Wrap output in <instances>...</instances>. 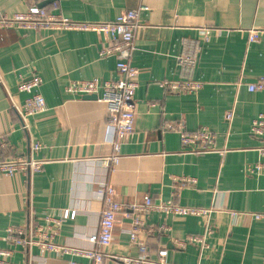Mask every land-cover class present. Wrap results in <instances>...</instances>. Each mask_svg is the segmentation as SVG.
I'll list each match as a JSON object with an SVG mask.
<instances>
[{
  "label": "crops",
  "instance_id": "crops-1",
  "mask_svg": "<svg viewBox=\"0 0 264 264\" xmlns=\"http://www.w3.org/2000/svg\"><path fill=\"white\" fill-rule=\"evenodd\" d=\"M139 3L146 9L139 13L132 57L139 69L135 129L121 145L113 170L103 161L112 153L113 138L106 104L64 92L71 80L118 77L117 57L100 55L109 45L105 36L0 29V139L6 143L0 161L25 157L42 162L37 171L0 175V248L12 249L17 264H89L71 251H48L36 243L21 247L4 238L10 226L32 236L41 227L55 245L90 249L103 187L110 183L124 208L116 217L111 253L138 254L129 239L128 206L150 197L154 203L210 209L212 225L200 249L178 242L203 233L202 216L148 213L142 235L151 257L166 249L174 264H264V217L254 216L264 208V133H251L253 119L264 114V91L246 88L264 76V0L35 1L37 7L85 22L113 21ZM29 6L24 0H0V13ZM251 30L257 31L254 40ZM185 55L193 59L188 69L178 61ZM36 74L46 109L27 118L25 128L19 110L26 94L17 85ZM185 79L197 88L162 85ZM179 122L186 133L202 128L212 133V148L184 146L180 133L169 126ZM34 142L41 145L37 150ZM65 209L74 210V217L48 228L47 217L59 218Z\"/></svg>",
  "mask_w": 264,
  "mask_h": 264
},
{
  "label": "built area",
  "instance_id": "built-area-1",
  "mask_svg": "<svg viewBox=\"0 0 264 264\" xmlns=\"http://www.w3.org/2000/svg\"><path fill=\"white\" fill-rule=\"evenodd\" d=\"M29 3V9L23 12H14L11 14L0 13V29L22 28L38 30L41 28L93 31L99 35L105 36L109 45L100 50L101 56L115 55L117 57L116 70L118 77L115 79H79L71 80L64 84V92L67 95L81 97L84 95H96V97L106 104L107 124L113 131L111 140L112 153L105 157L103 161L113 170L121 159V145L128 139L135 129V96L138 89L139 69L132 65V57L135 51L134 37L135 31L140 27L139 13L146 9L139 3L134 9H127L116 17L113 21L106 22H85L75 21L60 13H55L45 7H37L36 0H24ZM54 7L55 4H54ZM256 30L250 31V39H256ZM179 63L186 67L192 63L190 55L181 56ZM41 78L36 74L29 79H21L18 82L19 92L26 94L23 105L19 110L23 127H27V118L44 111L46 103L43 96L37 91L41 84ZM162 85L171 89H181L193 91L197 88L193 82L185 79L182 83L171 84L163 81ZM196 87V88H195ZM248 91H264V76L257 80L246 83ZM232 113L227 112L225 119L230 121ZM171 128L180 133L181 142L184 146L199 145L202 150H210L214 143V136L208 130L202 128L194 133H186L184 123L169 124ZM251 133L262 136L264 133V114H259L253 119L251 124ZM41 145L34 142L33 150H37ZM6 147L4 140L0 139V149ZM264 155V148H261ZM42 162L32 158L15 157L11 160L0 161V175L11 176L16 172L37 171L41 168ZM264 167V164H262ZM123 206L116 198V191L113 185L105 183L102 193V206L99 211L98 227L95 233L88 237L92 247L90 249H68L49 242L47 233L41 227L36 228L33 236L26 235L24 229L18 226H10L7 229L5 240L14 245L29 247L34 243L48 251H71L86 257L89 264H107L108 259L113 260V264H174L167 260V250L160 249L156 257H151L149 249L145 243L143 233L144 219L150 212H157L164 216H184L199 215L204 218V228L201 235H190L184 241H179L180 245L192 243L198 247L206 246V237L212 234V225H210V209L198 207H181L172 203H154L150 197L140 203H132L128 206L131 214V227L128 230L131 244L138 249V254L125 255L111 253L109 246L113 241L115 223L117 215L123 211ZM74 210L65 209L61 217L48 216L50 223L48 228L53 225H60L65 219L73 218ZM255 217H264V208L261 213L254 214ZM161 229L168 230V227L161 225ZM151 230V229H149ZM56 231V230H55ZM36 237V239H33ZM13 250L10 248H0V264H17L11 260Z\"/></svg>",
  "mask_w": 264,
  "mask_h": 264
},
{
  "label": "water",
  "instance_id": "water-1",
  "mask_svg": "<svg viewBox=\"0 0 264 264\" xmlns=\"http://www.w3.org/2000/svg\"><path fill=\"white\" fill-rule=\"evenodd\" d=\"M86 99H93L96 98V95H84Z\"/></svg>",
  "mask_w": 264,
  "mask_h": 264
}]
</instances>
